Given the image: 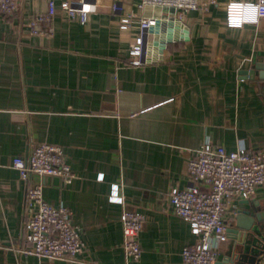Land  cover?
Wrapping results in <instances>:
<instances>
[{"label": "crops", "instance_id": "0c3cea01", "mask_svg": "<svg viewBox=\"0 0 264 264\" xmlns=\"http://www.w3.org/2000/svg\"><path fill=\"white\" fill-rule=\"evenodd\" d=\"M54 1L50 36L29 27L48 0H21L14 14L0 15V264H182L181 251L196 237L172 212L167 193L191 183L194 151L206 141L227 151H264V79L258 71L247 75L264 65V18L239 28L226 23L230 2L258 0H199L176 27L188 40L169 43L157 62L137 67L129 50L141 34L140 0H90L102 9L84 22ZM114 3L136 17L129 29H120L124 14L112 12ZM40 143L61 147L76 175L70 184L35 175L24 181L12 168ZM32 184L42 185L47 203L71 210L85 243L75 259L23 254ZM114 186L123 204L108 200ZM252 202L264 204V186L232 201L226 228ZM123 210L144 215L137 261L124 257ZM233 244L228 237L216 262ZM247 248L264 264L253 243Z\"/></svg>", "mask_w": 264, "mask_h": 264}, {"label": "built area", "instance_id": "2783aa9c", "mask_svg": "<svg viewBox=\"0 0 264 264\" xmlns=\"http://www.w3.org/2000/svg\"><path fill=\"white\" fill-rule=\"evenodd\" d=\"M21 0H0V15L14 14ZM145 5L173 8L175 18L198 8L199 0H140L139 8ZM102 7L90 0H61L59 9L70 18L76 15L81 22L87 13L97 12ZM112 12L124 14L119 20L120 29L127 30L136 19L122 5L112 4ZM57 11L54 0H48L46 13L38 14L29 21L31 34L50 36L48 27ZM252 11V17L245 15ZM264 18V0L255 3L230 2L226 6V23L230 28L242 27L245 23L256 24ZM141 34L135 38L129 50L130 65L141 66L146 61L144 29L154 24L153 19L139 17ZM11 166L22 180L31 176L57 178L64 185L76 177L65 161L61 147L49 143L35 145L26 157H16ZM187 173L191 183L184 188L173 187L167 196L174 215L186 222L196 237L194 244L181 251L182 264H214L219 247L227 241L226 216L235 199H250L258 187L264 186V151H253L245 147L227 151L224 147L206 141L194 151L187 162ZM101 178V177H100ZM31 216L24 225V255L52 260H73L85 249V243L71 223L72 212L66 206L54 207L47 203L41 184H32L27 189ZM109 201L123 204L114 186ZM123 252L127 261H137L141 256L139 233L144 215L138 211L123 210Z\"/></svg>", "mask_w": 264, "mask_h": 264}, {"label": "water", "instance_id": "95a60500", "mask_svg": "<svg viewBox=\"0 0 264 264\" xmlns=\"http://www.w3.org/2000/svg\"><path fill=\"white\" fill-rule=\"evenodd\" d=\"M142 10L145 18L154 21V24L144 29L146 62H157L169 43L188 40L187 32L182 30L183 26H180L181 31L176 33L177 24L181 23L175 18L173 8L145 5ZM174 35L177 37L174 38ZM263 71V63H256L247 75L253 77L256 74L260 79H264ZM226 234L227 238L234 239L233 248L228 258L215 264H256L247 247L253 243L259 254L264 257V204L252 202L248 209L236 211L232 224L226 228Z\"/></svg>", "mask_w": 264, "mask_h": 264}, {"label": "bare ground", "instance_id": "6f19581e", "mask_svg": "<svg viewBox=\"0 0 264 264\" xmlns=\"http://www.w3.org/2000/svg\"><path fill=\"white\" fill-rule=\"evenodd\" d=\"M173 37H174V38H176V37H177V35H174Z\"/></svg>", "mask_w": 264, "mask_h": 264}]
</instances>
